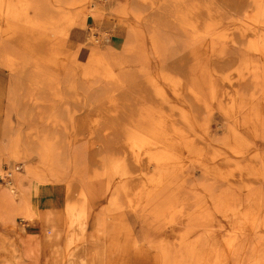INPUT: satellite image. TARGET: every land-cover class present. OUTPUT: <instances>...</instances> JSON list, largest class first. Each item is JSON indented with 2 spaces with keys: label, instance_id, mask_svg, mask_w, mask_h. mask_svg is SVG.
Masks as SVG:
<instances>
[{
  "label": "rangeland",
  "instance_id": "1",
  "mask_svg": "<svg viewBox=\"0 0 264 264\" xmlns=\"http://www.w3.org/2000/svg\"><path fill=\"white\" fill-rule=\"evenodd\" d=\"M33 130L58 180L27 168L37 214L0 219L1 264L62 204L63 258L264 264V0H0V188L39 163Z\"/></svg>",
  "mask_w": 264,
  "mask_h": 264
},
{
  "label": "bare ground",
  "instance_id": "2",
  "mask_svg": "<svg viewBox=\"0 0 264 264\" xmlns=\"http://www.w3.org/2000/svg\"><path fill=\"white\" fill-rule=\"evenodd\" d=\"M117 2V1H116ZM83 15V14H82ZM87 17V16H86ZM86 22V21H85ZM83 23V22H82ZM80 25V24H79ZM83 92V91H82ZM33 133L37 135L36 143L32 145V149L36 153H41V159L39 160L38 164H32L28 163L26 164V167L35 166V171H37L38 167H44L48 174L50 175L51 183H54L53 180H58V173L56 170H47L49 167V160L47 159L46 151L44 150V142L46 141L37 131L33 130ZM9 152L11 153V156L21 157V151H18L16 153L13 152L12 148L9 149ZM13 153V154H12ZM57 164V163H56ZM48 167V168H47ZM3 169L0 170V175L3 173ZM27 172V171H26ZM27 176L28 178L31 177V173L25 174V175H19L17 173H11L8 186L6 188H0V194H3L6 192V204L0 205V219L4 221V223L12 224L14 221V216L18 211L21 212V215L29 218L30 220L34 217H36V210L33 205L35 202V193H31L30 199L29 198H23L22 194H18V187L20 183L25 179L24 177ZM34 186L35 188L43 184L44 182L40 180L38 177L34 178ZM33 186V185H32ZM4 196V195H3ZM22 196V200L19 201L20 197ZM63 203V201L61 200ZM7 206V207H6ZM45 222H46V234H45V242H47V251L45 252L44 260L40 264H61L60 263V257H61V249H60V228L56 224V213L52 209H48L45 214ZM167 223V222H166ZM167 228V227H166ZM204 229V228H203ZM224 230V229H223ZM93 247L91 248V256L92 261L94 264H103L100 260L101 254H102V247L98 243L92 244ZM80 249V248H79ZM81 252V249H80ZM20 259V258H19ZM91 260V259H90ZM92 263V262H91ZM92 263V264H93ZM202 263V262H201ZM22 264V262H21ZM74 264V263H72Z\"/></svg>",
  "mask_w": 264,
  "mask_h": 264
},
{
  "label": "crops",
  "instance_id": "3",
  "mask_svg": "<svg viewBox=\"0 0 264 264\" xmlns=\"http://www.w3.org/2000/svg\"><path fill=\"white\" fill-rule=\"evenodd\" d=\"M1 145H2V143H0V166L2 165V163H5V162L13 163V159L7 154L6 150L3 147H1ZM24 167H25V169L21 168V169H18V171H16V172H18L20 175V174H22L21 171H25V170L27 171V167L26 166H24ZM31 167H33V166H31ZM3 171H8V169L4 168ZM10 173H14L13 165H12V169H11ZM24 173L27 174V172H24ZM25 182H26V185L28 186L29 182H32V178L29 177ZM56 211H57V215L59 217L58 224H59V228H60V234H59V236H60L59 245H60V249H61L60 263L61 264H72V263H74V264H92L94 261V259L92 261L93 257L91 256V250H92L91 248L93 247L92 244L98 243L102 247V254H101L100 260L103 264H105V260H104L105 254H104V250H103V244L100 240H96V241H93L91 243L89 242L90 245L86 249L85 256H83V257H78V259H71V257L63 258V254H64V250H65V244L70 242L71 239H73V237H69L67 235V230L70 227V222L72 223L73 228L75 230H77L79 233L82 231V227H81L82 217L78 214V211L75 209H73L72 213L69 215L66 212V206L63 204L61 206L57 207ZM32 222H34V224L36 225V228H38V229H36L38 231V233L36 235H34L31 233L22 232V234L24 236L23 246H22L23 256H20L22 259H18V256L21 254L18 252V255H16V257H15V263L17 262V260H20V264H21V262L23 263V261L25 262L29 259L31 264H40L42 262L41 256L47 251V242H44L43 237L41 236L42 230L40 229L38 221L34 220ZM13 224H14V221L12 224L3 223V225H10V226H12ZM11 241H12L11 238H9V242H6V244L8 245V249L11 245H13V243ZM0 244H1V238H0ZM80 249L72 250L70 253L72 255H77V256L80 255L81 256L82 255V249H81V252H80ZM2 261L3 260L0 259V264ZM4 261H6V260H4ZM9 261L11 262V264H13V259L11 257H9Z\"/></svg>",
  "mask_w": 264,
  "mask_h": 264
}]
</instances>
